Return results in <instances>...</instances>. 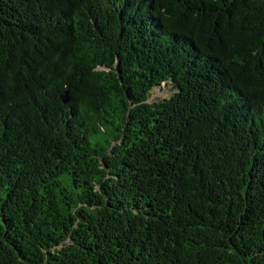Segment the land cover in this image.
<instances>
[{
	"label": "trees",
	"instance_id": "16d2710c",
	"mask_svg": "<svg viewBox=\"0 0 264 264\" xmlns=\"http://www.w3.org/2000/svg\"><path fill=\"white\" fill-rule=\"evenodd\" d=\"M0 264H264V0H0Z\"/></svg>",
	"mask_w": 264,
	"mask_h": 264
},
{
	"label": "rangeland",
	"instance_id": "374dc122",
	"mask_svg": "<svg viewBox=\"0 0 264 264\" xmlns=\"http://www.w3.org/2000/svg\"><path fill=\"white\" fill-rule=\"evenodd\" d=\"M166 89L168 90V87H166ZM164 93V91L160 90L159 88H156V91L154 92V97L164 95Z\"/></svg>",
	"mask_w": 264,
	"mask_h": 264
},
{
	"label": "water",
	"instance_id": "95a60500",
	"mask_svg": "<svg viewBox=\"0 0 264 264\" xmlns=\"http://www.w3.org/2000/svg\"><path fill=\"white\" fill-rule=\"evenodd\" d=\"M62 98H63L64 102H68V101L70 100V96H69L68 91H65V92L62 94Z\"/></svg>",
	"mask_w": 264,
	"mask_h": 264
}]
</instances>
